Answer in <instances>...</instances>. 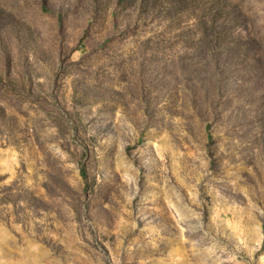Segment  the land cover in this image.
Instances as JSON below:
<instances>
[{
	"label": "rangeland",
	"instance_id": "1",
	"mask_svg": "<svg viewBox=\"0 0 264 264\" xmlns=\"http://www.w3.org/2000/svg\"><path fill=\"white\" fill-rule=\"evenodd\" d=\"M0 264H264V0H0Z\"/></svg>",
	"mask_w": 264,
	"mask_h": 264
},
{
	"label": "trees",
	"instance_id": "2",
	"mask_svg": "<svg viewBox=\"0 0 264 264\" xmlns=\"http://www.w3.org/2000/svg\"><path fill=\"white\" fill-rule=\"evenodd\" d=\"M209 23L211 25H213V27L216 24V22L214 20L210 21ZM206 28H207V23H206ZM251 41H252V44L254 43L253 46H254V48H256V52H261L263 49L262 41L258 40L257 38H254ZM246 43H248V42H246ZM81 174H82V177L85 179V177H86L85 173L82 172Z\"/></svg>",
	"mask_w": 264,
	"mask_h": 264
}]
</instances>
